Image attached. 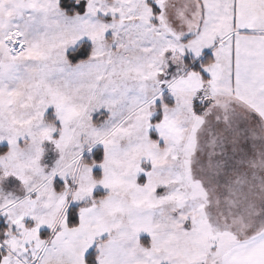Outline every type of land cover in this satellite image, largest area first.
Instances as JSON below:
<instances>
[{
  "label": "snow or ice",
  "instance_id": "snow-or-ice-1",
  "mask_svg": "<svg viewBox=\"0 0 264 264\" xmlns=\"http://www.w3.org/2000/svg\"><path fill=\"white\" fill-rule=\"evenodd\" d=\"M0 264H264V0H0Z\"/></svg>",
  "mask_w": 264,
  "mask_h": 264
}]
</instances>
